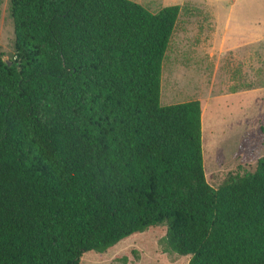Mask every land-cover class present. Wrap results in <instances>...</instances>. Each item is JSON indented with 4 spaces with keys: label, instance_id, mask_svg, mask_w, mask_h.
<instances>
[{
    "label": "trees",
    "instance_id": "16d2710c",
    "mask_svg": "<svg viewBox=\"0 0 264 264\" xmlns=\"http://www.w3.org/2000/svg\"><path fill=\"white\" fill-rule=\"evenodd\" d=\"M0 54V264H80L167 224L189 264H264V158L207 181L200 101L161 104L180 6L10 0Z\"/></svg>",
    "mask_w": 264,
    "mask_h": 264
},
{
    "label": "rangeland",
    "instance_id": "374dc122",
    "mask_svg": "<svg viewBox=\"0 0 264 264\" xmlns=\"http://www.w3.org/2000/svg\"><path fill=\"white\" fill-rule=\"evenodd\" d=\"M152 13L180 6L162 71L161 104L200 101L208 183L247 177L264 158V0H132ZM0 54L16 58L10 0H0ZM167 224L80 264H189L167 244Z\"/></svg>",
    "mask_w": 264,
    "mask_h": 264
}]
</instances>
